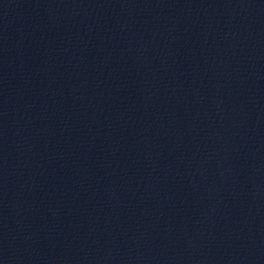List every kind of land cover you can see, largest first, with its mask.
<instances>
[{
	"label": "water",
	"instance_id": "obj_1",
	"mask_svg": "<svg viewBox=\"0 0 264 264\" xmlns=\"http://www.w3.org/2000/svg\"><path fill=\"white\" fill-rule=\"evenodd\" d=\"M0 144L150 189L264 253V0H0Z\"/></svg>",
	"mask_w": 264,
	"mask_h": 264
}]
</instances>
